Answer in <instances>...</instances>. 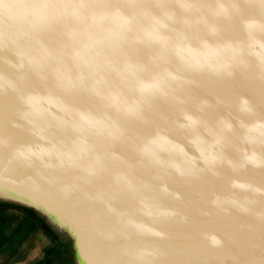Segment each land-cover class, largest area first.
<instances>
[{"label":"water","instance_id":"95a60500","mask_svg":"<svg viewBox=\"0 0 264 264\" xmlns=\"http://www.w3.org/2000/svg\"><path fill=\"white\" fill-rule=\"evenodd\" d=\"M3 3L31 31L9 71L55 83L63 121L43 168L12 166L23 196H0L64 229L78 264L77 243L112 264H264V0Z\"/></svg>","mask_w":264,"mask_h":264},{"label":"rangeland","instance_id":"374dc122","mask_svg":"<svg viewBox=\"0 0 264 264\" xmlns=\"http://www.w3.org/2000/svg\"><path fill=\"white\" fill-rule=\"evenodd\" d=\"M217 4V2L214 4V12H212L215 15L216 12L220 11ZM226 8L224 4L222 10L226 11ZM9 9L12 8L9 6L7 7L4 3L0 4V41L2 42L0 43V79L1 82L4 83L2 87L7 95V98H5L0 88V145L3 143L1 146H6L7 144L9 147H15V140L13 138L15 134H17V131L23 133L24 136L31 133L30 135H33V138H43L47 142V140L50 139V134L61 132L62 128L63 118L61 117L59 91L55 83L48 86L42 77L37 76L34 78L32 75H26V69L22 66L19 68L17 65V72L15 74L14 71H9L6 61H4V55L6 54L2 53L10 51L12 53L11 57L15 59V52L19 49L17 45L18 35L25 40L29 38L31 34V31L25 30L23 27L25 17H28L29 11H25L26 9L24 8V10L22 6L20 9H14L15 12ZM235 10L237 13L238 10ZM12 30L15 33L10 34ZM211 32L212 30L209 32V37H207V39L214 40L217 36L215 33L211 35ZM4 41L8 45V49L4 46ZM10 46L11 49L9 50ZM33 60L38 64L37 60L34 58ZM41 61L45 64L44 59H41ZM45 70L49 73L47 69ZM53 75L52 72V76ZM47 76L46 78L49 79ZM51 87H53V93L50 89ZM49 110L52 112L48 113ZM70 114L72 128L75 127L73 109H71ZM48 118H54V120ZM65 128H69V126L66 125ZM3 148L5 149V147ZM0 207L21 210L23 214H26L27 218L31 219L34 225L36 224L39 227L38 230L43 238L37 240H43L44 242L48 241L50 245L49 249L52 248L50 250L52 254L46 264H78L76 252L73 250V240L64 229L55 226L46 216L44 217L33 208L26 207L16 201L14 202L1 196ZM3 215L1 213V217H3ZM1 223L3 224L2 219ZM78 249L79 246L77 243L76 251H78ZM91 256L97 264H112V260H110L106 254L98 253L92 254ZM162 256L163 255H157L156 257H158V259L155 258L154 260L160 262ZM138 257L135 259V257L132 258L129 256V264H148L146 256L138 255ZM179 258L180 254L176 255L175 261L174 255L171 256V260L176 264H181Z\"/></svg>","mask_w":264,"mask_h":264},{"label":"crops","instance_id":"0c3cea01","mask_svg":"<svg viewBox=\"0 0 264 264\" xmlns=\"http://www.w3.org/2000/svg\"><path fill=\"white\" fill-rule=\"evenodd\" d=\"M38 228L21 210L0 207V264H46L52 248L37 240Z\"/></svg>","mask_w":264,"mask_h":264},{"label":"bare ground","instance_id":"6f19581e","mask_svg":"<svg viewBox=\"0 0 264 264\" xmlns=\"http://www.w3.org/2000/svg\"><path fill=\"white\" fill-rule=\"evenodd\" d=\"M15 131V130H14ZM16 133V132H15ZM31 134V133H30ZM27 135L24 136L23 133L18 132L14 136L15 140V147H11L8 150L9 152L7 153V156L3 157L1 156V147H0V194L2 195H11L15 197H21L23 196L18 190H16V184L18 183V177H15L17 174H13V167L18 166L19 168L22 169V173H29V168L31 167V161L32 159L38 158V166L40 165L39 168H43L44 160H45V145H39L38 143V138L34 137L33 135ZM1 142V141H0ZM18 145V146H17ZM5 153V152H4ZM18 154V155H17ZM34 158V159H35ZM37 161V159H35ZM8 162L10 164V168L6 169L4 167V163ZM37 168L38 166L34 164ZM43 165V166H42ZM10 174V176H8ZM13 175V176H12ZM23 183H28L27 179L23 180ZM60 212L63 214V212L60 210ZM56 219V218H55ZM58 221V220H57ZM60 226H62L63 222L59 221ZM79 249L77 251L79 255V260L81 261L82 264H97L96 261H94L93 257L90 256L88 258L86 251H84L83 247L78 244ZM116 264V263H115Z\"/></svg>","mask_w":264,"mask_h":264}]
</instances>
